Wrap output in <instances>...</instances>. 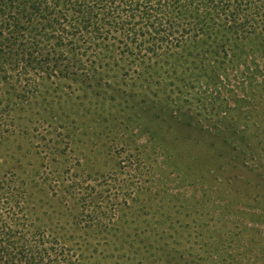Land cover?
<instances>
[{
    "label": "rangeland",
    "instance_id": "rangeland-1",
    "mask_svg": "<svg viewBox=\"0 0 264 264\" xmlns=\"http://www.w3.org/2000/svg\"><path fill=\"white\" fill-rule=\"evenodd\" d=\"M126 29L69 28L66 75L11 100L0 173H17L24 203L106 263L264 264V135L246 136L264 125V54L236 62L209 45L204 60L175 58V40ZM149 43L162 49L142 68ZM72 218L88 228L71 231Z\"/></svg>",
    "mask_w": 264,
    "mask_h": 264
},
{
    "label": "trees",
    "instance_id": "trees-1",
    "mask_svg": "<svg viewBox=\"0 0 264 264\" xmlns=\"http://www.w3.org/2000/svg\"><path fill=\"white\" fill-rule=\"evenodd\" d=\"M82 21L97 30L101 23H126L127 38L146 35L139 43L175 40V58L200 57L209 45L208 53H222L236 62L249 53L264 54V0H0V147L10 137L12 98L38 99L41 86L66 75L69 28ZM99 36L121 39L105 29ZM249 44L255 48L246 49ZM161 49L159 43L142 45L139 65L149 53L160 55ZM258 91L264 102V83ZM248 103L255 105L251 99ZM251 127L246 136L256 137L260 130L264 135V125ZM17 180L13 171L0 173V264H110L95 249L78 250L71 235L57 232L65 223L25 204L26 191L15 185ZM82 202L80 207H85ZM97 214L106 217L104 210ZM69 228L86 229L88 223L72 218Z\"/></svg>",
    "mask_w": 264,
    "mask_h": 264
}]
</instances>
